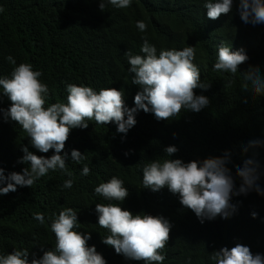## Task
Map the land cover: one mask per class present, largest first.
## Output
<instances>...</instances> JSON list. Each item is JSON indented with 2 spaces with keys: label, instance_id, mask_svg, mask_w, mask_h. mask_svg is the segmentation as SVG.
<instances>
[{
  "label": "trees",
  "instance_id": "trees-1",
  "mask_svg": "<svg viewBox=\"0 0 264 264\" xmlns=\"http://www.w3.org/2000/svg\"><path fill=\"white\" fill-rule=\"evenodd\" d=\"M236 2L234 0L228 14L213 20L206 17L201 0H133L129 8L115 9L106 5L104 11L98 8L99 0H0L3 8L0 12V75L11 72L12 65L4 59L9 54L17 64L30 63L34 70L39 69L40 79L49 88L45 106L64 101L65 84L75 83L97 90L105 85L122 88L124 101H131L129 107H132L138 86L131 84L123 53L129 50L140 54L141 35H146L157 49L193 46L194 62L200 67L201 79L210 83L207 90L194 89L195 93L209 97V105L200 112L182 111L177 119L157 121L151 113L139 110L135 114L136 124L126 135L116 133L111 122L83 128L72 140L81 146L89 137L98 136L90 145L98 149L99 163L90 166L93 158H86L84 163L90 172L81 177L80 167L71 160L66 161L74 176L71 189L60 187L66 176L50 171L32 187L18 186L15 192L0 195V254L12 251L13 247H24L39 256L40 246L51 248L55 243L54 234L39 225L32 213H43L47 221L53 211L58 213L61 207L70 206L78 210L80 231L91 232L86 243L93 245V240L107 264H124L125 261L143 264L125 259L111 246L101 243V235H105L106 230L95 224L94 208L95 203L107 201L94 195L92 189L113 175L122 179L128 188L122 207L133 213L143 210L152 215L162 214L170 220V242L181 252L176 259L169 254L168 262L162 264H185L188 258L191 264H210V253L221 246L229 247L228 243L240 236L245 220H255V229L264 230V196L254 191L232 197L237 210L230 219L222 220L217 216L200 223L190 209L178 203L176 196L170 194L163 208L157 201L159 192L140 187L139 165L162 157V148L170 144L178 148L172 158L180 157L185 161L221 155L227 150L231 159L229 171L233 173L244 158L255 152V158L264 168V147L250 148L243 154L240 151L248 140L264 139V97L253 100L240 90L241 71L253 67L264 74V30L256 31L242 23ZM136 20L145 21L146 33L136 30ZM221 43L230 50L243 48L249 57L238 66L230 88H223L227 74L221 76L211 71L216 46ZM9 103L7 97H0V108L6 109ZM111 135L114 139L103 138ZM22 145L40 155L28 143L19 125L5 121L0 113V168L5 175L26 166L17 162L23 155ZM235 182L238 186L239 179ZM259 183L264 187V175ZM253 211L257 213L255 218L251 216Z\"/></svg>",
  "mask_w": 264,
  "mask_h": 264
},
{
  "label": "clouds",
  "instance_id": "clouds-1",
  "mask_svg": "<svg viewBox=\"0 0 264 264\" xmlns=\"http://www.w3.org/2000/svg\"><path fill=\"white\" fill-rule=\"evenodd\" d=\"M132 3L133 0H99L98 8L104 11L107 5L126 9ZM233 3L234 0H201L206 17L213 20L221 14H228ZM236 11L243 24L251 25L256 31L264 30V0H237ZM135 28L144 34L147 25L144 20H136ZM141 41L140 54L129 50L123 53L127 72L131 74V84L138 86L132 107H129L131 101H124L122 88L105 85L97 90L75 83L65 84L64 101L58 100L45 106L49 88L40 79L42 72L34 70L30 63L17 64L12 55H5L4 59L12 68L9 75H0V97H7L10 103L6 109L0 108V113L5 121H15L19 125L28 143L40 155L22 145L23 155L17 162L26 166L7 175L0 168V195L15 192L18 186L32 187L50 171H59L66 176L60 187L71 189L74 176L66 161L71 160L80 167L81 177L90 172L84 163L86 158L92 156L90 166L99 163L98 149H92L90 145L98 136L89 137L81 146L72 140L87 125H109L111 122L116 133L126 135L136 124L135 114L139 110L151 113L157 121H171L177 119L182 111L200 112L209 105L208 96L194 92V89L207 90L210 83L201 79L200 67L194 62L196 50L193 46L157 49L146 35H141ZM248 59L243 48L230 50L228 45L221 43L216 46L211 71L221 76L227 74L223 88H230L238 66ZM240 90L253 100L264 97V74L253 67L241 71ZM103 138L108 141L114 139L113 135ZM123 139L124 135L121 136ZM256 147H264V139L248 140L240 149L241 154ZM177 151L174 144L164 146L162 157L139 165L142 173L140 187L159 192L157 201L161 207L165 208L167 197L174 195L182 207L190 209L203 223L217 216L222 220L230 219L237 210V204L232 203L233 196L247 195L252 191L264 196V187L259 183L264 168L255 158V152L251 157L244 158L233 173L229 171L231 159L227 150L221 155L187 161L180 157L172 158ZM124 155L127 156L128 152ZM237 178L238 186L235 182ZM92 191L107 201L95 203L94 208L95 224L106 230V234L101 235V243L111 246L125 259L142 261L143 264L167 263L169 254L176 259L181 251L170 242V220L162 214L152 215L143 210L133 213L122 207L129 194L122 179L113 175L107 181L96 184ZM77 213L78 210L73 207H61L58 213L53 211L46 221L43 213L33 212L32 218L54 234L55 243L51 248L40 246L39 256L27 248L13 247L12 251L0 254V264H107L93 240V245L86 243L91 238V232L80 231ZM256 215L255 211L251 212L253 218ZM255 222L245 220L240 236L232 239L229 247L221 246L210 253V264H264V230L255 229ZM185 264H191L190 258Z\"/></svg>",
  "mask_w": 264,
  "mask_h": 264
}]
</instances>
